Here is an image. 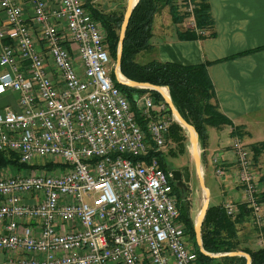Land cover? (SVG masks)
<instances>
[{
  "label": "built area",
  "instance_id": "obj_1",
  "mask_svg": "<svg viewBox=\"0 0 264 264\" xmlns=\"http://www.w3.org/2000/svg\"><path fill=\"white\" fill-rule=\"evenodd\" d=\"M176 5L194 28L192 0ZM0 11V95H17L16 108L0 110V153L27 167L0 171L5 264H197L170 174L147 158L171 142L167 104L138 97L144 132L114 85L106 34L85 0H0ZM231 150L240 204L261 226L253 153L239 139Z\"/></svg>",
  "mask_w": 264,
  "mask_h": 264
},
{
  "label": "crops",
  "instance_id": "obj_2",
  "mask_svg": "<svg viewBox=\"0 0 264 264\" xmlns=\"http://www.w3.org/2000/svg\"><path fill=\"white\" fill-rule=\"evenodd\" d=\"M208 4L213 27L203 32L204 37L194 40L178 38L180 33L192 27L189 19L175 24L169 8L160 7L152 22L151 49L137 56L149 57H142L144 63L155 60L181 66L208 64L207 72L215 94L213 102L219 112L248 137L247 141L239 138L245 145L264 143V0H208ZM91 5L99 11L114 12L119 2L91 0ZM24 7L31 14L26 3ZM3 20L4 14L0 11V22ZM140 105L137 99L136 106ZM16 106V93L0 95V110ZM231 132L232 127L228 125L207 129L204 162L211 171L215 168L212 160L217 159L224 170L221 176H210L209 203L214 201V206L230 203L238 211L242 195L236 183V160L231 150L232 143L238 138L231 137ZM261 184L263 187L259 186V191L262 192L264 183ZM250 223L251 216L239 227L240 247L264 248V237L252 234L247 240L244 232L249 231ZM5 259L6 255L0 253V264H5Z\"/></svg>",
  "mask_w": 264,
  "mask_h": 264
},
{
  "label": "trees",
  "instance_id": "obj_3",
  "mask_svg": "<svg viewBox=\"0 0 264 264\" xmlns=\"http://www.w3.org/2000/svg\"><path fill=\"white\" fill-rule=\"evenodd\" d=\"M192 2L195 5L193 9L195 26L180 33L178 38L181 40L202 38L204 37L203 32L211 29L214 24L208 0H192ZM85 6L88 8L92 18L101 24L106 34L105 44L110 61L115 64L123 13L116 14V12L96 10L91 5V0H85ZM163 6L169 8L171 19L175 24L188 16L187 14L180 13L176 0H139L132 11L124 36L120 61L121 74L130 81L167 87L171 101L177 112L195 129L201 149L204 150L207 147V129L209 127L221 128L224 125H228L232 127L231 137L242 138L240 127L233 126L231 121L219 112L217 105L213 102L215 94L207 72L208 64L181 66L155 60L145 63L138 60L137 55L139 53L151 49L152 22L154 15ZM110 75L114 85L129 100L136 122L146 132L147 119L137 111L134 96L140 97L143 94L149 93L157 103L164 101L162 96L156 91L135 89L119 84L116 81L113 70ZM168 113L170 114V111ZM182 131V127L172 122L168 134V139L176 143L179 155H182L185 151ZM146 138L149 140L147 133ZM249 148L253 153L254 162H257L259 156L264 153V143H254L249 145ZM175 155V153H171L170 156L175 157ZM151 157L158 158L160 169L168 176L169 168L166 166V154L155 152L154 148H151L148 151L147 158ZM8 166L18 170L27 168L19 163V158L16 154L1 152L0 171L6 169ZM167 179L173 193L176 195L178 221L183 224L184 233L191 243L193 252L197 255V264H245L246 261L243 257L227 256L210 258L200 252L195 241L193 222L189 212L190 204L186 201V193L178 190L170 177ZM261 181L264 183V178ZM260 200L264 201V191L260 194ZM237 208L238 213L230 217L226 214L222 205H211L208 207L201 227L202 247L208 253L242 251L250 256V264H264V248L250 250L240 247L238 230L241 225L248 222L251 210L244 204H239Z\"/></svg>",
  "mask_w": 264,
  "mask_h": 264
},
{
  "label": "water",
  "instance_id": "obj_4",
  "mask_svg": "<svg viewBox=\"0 0 264 264\" xmlns=\"http://www.w3.org/2000/svg\"><path fill=\"white\" fill-rule=\"evenodd\" d=\"M138 1L139 0H136V1L135 0H127L126 10H125L123 20L121 23V27H120L119 42H118V47H117V54H116L114 69H113V73L115 75L116 81L119 84L125 85V86L130 87V88L152 90V91H156L157 93H159L162 96L164 102L167 104L168 109H169V111L173 117L174 122L177 123L180 127L184 128L190 136L191 154H192V158L194 161L195 172H196V176L198 178L199 186L204 192L203 204H202L201 210H200V212H199V214H198V216L194 222L195 241H196V244H197L200 252L202 254H204L205 256H208L210 258H221V257H227V256L243 257L246 261V264H250L251 263L250 256L247 253L242 252V251L230 252V253H217V254H212V253H208V252L204 251V249L202 247L201 227H202L205 215H206V211L209 207L210 192H209L208 188L205 187L204 181H203V173H202V167H201V163H200V154H199L198 135H197L195 129L190 124H188L181 117V115L177 112L176 108L174 107V105L171 101L169 90L167 87H158V86H153V85H150L147 83H138V82L130 81V80L126 79L120 72V61H121L122 47H123L125 32H126L132 11H133L134 7L136 6V4L138 3ZM120 76L122 77V79L119 78ZM137 99H138V96L135 95L134 101L137 102ZM183 169H184V172H183L184 180H183L182 184L185 186L190 180V172H189L187 167H184ZM175 174H178V172L173 171V172H171L170 176H171L173 181H178V177L175 176Z\"/></svg>",
  "mask_w": 264,
  "mask_h": 264
},
{
  "label": "rangeland",
  "instance_id": "obj_5",
  "mask_svg": "<svg viewBox=\"0 0 264 264\" xmlns=\"http://www.w3.org/2000/svg\"><path fill=\"white\" fill-rule=\"evenodd\" d=\"M118 2H119V7L116 10H114V12H116V14H122L123 13V15H124L125 10H126L127 0H118ZM142 57H146V56H142V55L139 56L138 60L140 62H141V59H143ZM148 58L149 57H146V59H148ZM110 68H111L110 71H112L114 69V62H112V61H111ZM181 134L183 136V144L185 145L184 153L182 155H179L177 153L176 143L174 141H171L166 146V151H165L166 153L165 154H166V160L169 161L170 163L172 162V167H174V168L187 167L189 172H190V180L186 184L185 193H186V201L190 204V211L189 212H190V217L192 219L193 227H194V222H195V220H196V218H197V216L201 210L202 204H203L204 192L200 188L198 178L196 176L194 161H193L192 154H191L190 136L184 128H183V131L181 132ZM242 138L245 141L248 140V137L244 134H242ZM247 148H249V145L247 146ZM168 153H170V154H168ZM171 153H175L176 154L175 157H171L170 156ZM199 154H200V163H201V167H202L204 185L206 188H208V190L210 192L211 191L209 189L211 186L210 176H211V174L213 177H214V175H216L215 172L213 173V171L215 169L213 168V169H211V171L207 170V166L204 162V160L206 159L205 152L203 149H201L200 145H199ZM263 154L260 155L257 162H255V167H256V172H257L256 181L258 184L260 183L258 186H262V187H263V185L261 183H263V182L261 180L264 178V156H263ZM3 171H6L7 173H9V172L11 173V172H13V169L10 166H8ZM213 202H212V204H214ZM212 204L209 203V206H211ZM249 226H250V227H248L249 231L244 232L247 240L250 239L249 236H251L252 234H254V235L256 234L258 236V238L264 237V223L261 226H258L251 220V223L249 224ZM188 242H189V240H188ZM189 244H191V243L189 242ZM212 254H217V253H212Z\"/></svg>",
  "mask_w": 264,
  "mask_h": 264
},
{
  "label": "flooded vegetation",
  "instance_id": "obj_6",
  "mask_svg": "<svg viewBox=\"0 0 264 264\" xmlns=\"http://www.w3.org/2000/svg\"><path fill=\"white\" fill-rule=\"evenodd\" d=\"M166 166L169 168V174L171 175V172L173 171H177L178 174H175V176L178 177V181H173L171 176H170V179L171 181L173 182V184L176 186V188L180 191H184L186 190V185L184 186L182 184L184 178H183V172H184V169L183 168H174L172 167V162L170 163L169 161L166 160Z\"/></svg>",
  "mask_w": 264,
  "mask_h": 264
},
{
  "label": "bare ground",
  "instance_id": "obj_7",
  "mask_svg": "<svg viewBox=\"0 0 264 264\" xmlns=\"http://www.w3.org/2000/svg\"><path fill=\"white\" fill-rule=\"evenodd\" d=\"M136 1V0H135ZM119 78H121L122 79V77L120 76Z\"/></svg>",
  "mask_w": 264,
  "mask_h": 264
}]
</instances>
